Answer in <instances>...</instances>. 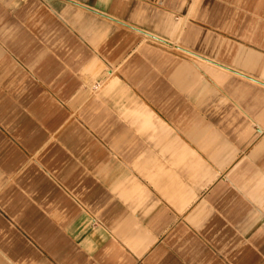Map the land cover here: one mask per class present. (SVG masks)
<instances>
[{
  "label": "crops",
  "instance_id": "crops-1",
  "mask_svg": "<svg viewBox=\"0 0 264 264\" xmlns=\"http://www.w3.org/2000/svg\"><path fill=\"white\" fill-rule=\"evenodd\" d=\"M0 264H264V0H0Z\"/></svg>",
  "mask_w": 264,
  "mask_h": 264
}]
</instances>
